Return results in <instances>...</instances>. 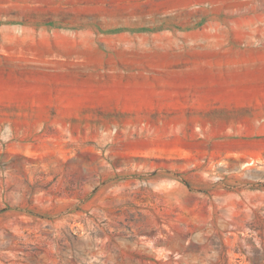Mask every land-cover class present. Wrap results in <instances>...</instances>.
Listing matches in <instances>:
<instances>
[{"label":"rangeland","instance_id":"obj_1","mask_svg":"<svg viewBox=\"0 0 264 264\" xmlns=\"http://www.w3.org/2000/svg\"><path fill=\"white\" fill-rule=\"evenodd\" d=\"M0 264H264V0H0Z\"/></svg>","mask_w":264,"mask_h":264}]
</instances>
